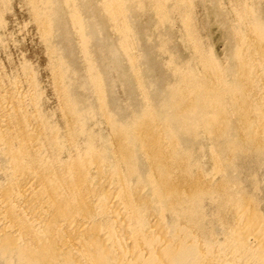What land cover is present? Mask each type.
Returning <instances> with one entry per match:
<instances>
[{
    "label": "bare ground",
    "instance_id": "bare-ground-1",
    "mask_svg": "<svg viewBox=\"0 0 264 264\" xmlns=\"http://www.w3.org/2000/svg\"><path fill=\"white\" fill-rule=\"evenodd\" d=\"M25 2L62 123L0 74V264H264V0Z\"/></svg>",
    "mask_w": 264,
    "mask_h": 264
},
{
    "label": "rangeland",
    "instance_id": "rangeland-1",
    "mask_svg": "<svg viewBox=\"0 0 264 264\" xmlns=\"http://www.w3.org/2000/svg\"><path fill=\"white\" fill-rule=\"evenodd\" d=\"M207 2L204 5L198 4V8L195 9V12H197L196 16L197 19L206 17L209 20L207 28L201 30L202 35L206 42L212 46L216 55L224 59L228 51L224 29L219 19L211 12L212 3ZM228 2L229 0H223L225 7H229L230 3ZM6 5L5 8H3V5H0V18L3 15L1 18V22L3 23L2 26L0 25V74L3 75L2 78L4 77L3 79L5 81L3 82L6 83L8 88L10 86L9 82L11 80L13 81L15 77H18V87L22 83L24 85H21L19 89L21 90L23 88L21 91H28V94L33 93L34 86L28 87L32 81H28V76L26 77L23 74V72L26 73L23 63H27L37 76L41 97L43 96V107L48 113L54 116L53 118L55 120L62 123L60 101L57 99L58 93L56 92L55 85H53L54 83H52L53 74L51 73L52 70L49 64V54L40 36L41 31L34 21L25 0H9ZM23 75L27 80L24 79ZM30 108H32L31 105Z\"/></svg>",
    "mask_w": 264,
    "mask_h": 264
}]
</instances>
